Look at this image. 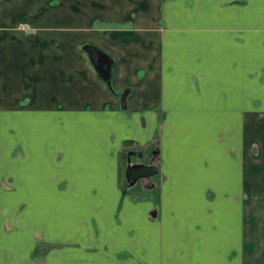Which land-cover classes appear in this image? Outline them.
<instances>
[{"label":"crops","instance_id":"obj_1","mask_svg":"<svg viewBox=\"0 0 264 264\" xmlns=\"http://www.w3.org/2000/svg\"><path fill=\"white\" fill-rule=\"evenodd\" d=\"M84 2L66 48L0 33V83L28 97L1 102L0 264H264V222L255 235L244 210L264 143V0ZM84 41L130 86L127 110ZM157 146L158 188L122 189L125 151Z\"/></svg>","mask_w":264,"mask_h":264},{"label":"rangeland","instance_id":"obj_2","mask_svg":"<svg viewBox=\"0 0 264 264\" xmlns=\"http://www.w3.org/2000/svg\"><path fill=\"white\" fill-rule=\"evenodd\" d=\"M84 1L85 0H80L79 5L75 7L74 9H72L70 7V0H0V33L1 35H6V36L14 35L20 44H23V41L29 42V41L35 40L38 42L40 39L45 38L49 40L47 45L51 48L61 46L59 36L61 37L64 36L62 48H66L65 47L66 44L69 42L72 43L75 39H77V36H78L76 33L74 34L75 38H72L71 35H69L68 32L72 31L73 29H74L73 31L76 32L77 30L76 28H78L77 24H71L69 19H73L78 14H82V16H86V8H85L86 2ZM165 1L166 0H162V2H165ZM154 3H155V0H146V4L148 6ZM61 17H64L63 19L65 18L66 19L60 23L59 19ZM23 22L30 26L29 30L22 29L21 23ZM112 26H120V25H112ZM87 44H92V43L84 41L83 43L77 44L76 46H78V49L80 50V52H82L83 54H86L83 47L84 45H87ZM0 50H3V49L0 48ZM113 64H114V61L112 60L111 78H112V71L114 68ZM96 75L103 82L102 84L106 85L110 93L118 99L120 109L123 111L127 110V96L130 92V86L126 85L118 91L114 89L112 85V80H110L111 86L109 87L105 83V81L99 77L97 72H96ZM81 85L82 86L86 85L90 87L92 86V83H81ZM26 86H27V83H0V111L4 107V105L1 104V102L6 100V98L8 97V92L14 93V95L18 98L16 100L17 101L16 105L18 104L20 105L26 102L28 98L25 95L27 93ZM82 89L84 90V87ZM51 92L53 93V91ZM121 98L123 99L122 102H121ZM0 124H1V121H0ZM255 125H256V128L258 127V125H260V127L264 126V111L256 112ZM0 127H2V125H0ZM4 130L6 129L4 128ZM140 149L145 151L144 148L140 147ZM252 149L255 152L254 190H253V194L251 195V201L249 202V204H246L247 208L244 207V210H245V217H246V210L248 209L250 213L251 212L253 213L250 207L253 208L255 215L254 214L250 215L249 219L251 220L253 225L256 226L255 228L253 227L255 230L254 234L258 235V232L261 231V228L259 227H262L259 225H261L264 222V165L262 163L264 159V143L257 136L255 138V141L252 143ZM132 150H136V149L133 148ZM142 155L144 156V153H142ZM136 160L138 161L143 160L146 162L147 158H137ZM1 162L3 163V165H6L5 159L2 160ZM154 163L156 164L158 168V173L160 174L158 155L156 156ZM3 165L2 167H0V178L2 179L1 181L2 184L4 186H8V183L6 181L7 177L5 175H7L9 171H7V168H5ZM159 178L160 177L155 178L153 181H150V182L148 181V179L150 178H146L141 181H138L136 183L138 186L137 188H141V187L142 189L149 188V186L153 183L152 189L150 187V190H155L158 188ZM122 189H125V190L132 189V187L128 188L125 178H124V183L122 182ZM153 199L157 201L159 199L158 195L154 194ZM50 202L51 201H43L42 207L43 208L50 207L51 205L56 203L55 208H59V203H62L64 201L59 200V201H52L51 203ZM82 203L83 205H85V201H82ZM21 221H22L21 211L20 209H18L14 215V222L17 225V224H20ZM246 221L247 223H249L248 217ZM9 224H10L9 226H12V221ZM35 236H37V234ZM258 245H259L260 251L257 256H264V246H262L261 244H258ZM218 252L222 254L221 250H218Z\"/></svg>","mask_w":264,"mask_h":264},{"label":"flooded vegetation","instance_id":"obj_3","mask_svg":"<svg viewBox=\"0 0 264 264\" xmlns=\"http://www.w3.org/2000/svg\"><path fill=\"white\" fill-rule=\"evenodd\" d=\"M142 153H144V156L142 155ZM158 153V148H152L150 149L148 152L142 150V149H136V150H132V149H128L127 151H125L124 153V156H125V161H126V166H125V181L128 185V188H131L135 185H137L136 183L138 181H141L143 179H146V178H151L153 176H155L157 173H158V168L156 166V164L154 163L155 161V158H156V155ZM136 156L137 158H147V161H143V160H137L136 162H133L132 161V157ZM134 164H140L142 165V167H135L136 170L137 169H144V170H149L150 171V174L148 175H140V176H135V173L137 172L135 170V172H132L133 175L132 177L130 178V180H128L126 178V169H128L129 167H134L133 165ZM134 182V183H133ZM133 183V184H131Z\"/></svg>","mask_w":264,"mask_h":264},{"label":"water","instance_id":"obj_4","mask_svg":"<svg viewBox=\"0 0 264 264\" xmlns=\"http://www.w3.org/2000/svg\"><path fill=\"white\" fill-rule=\"evenodd\" d=\"M83 48L99 77L104 80L105 83L110 87L112 70V58L110 57V55L91 44L84 45ZM122 100L123 99L121 98V102ZM133 166L134 168L142 167V165L140 164H134Z\"/></svg>","mask_w":264,"mask_h":264},{"label":"trees","instance_id":"obj_5","mask_svg":"<svg viewBox=\"0 0 264 264\" xmlns=\"http://www.w3.org/2000/svg\"><path fill=\"white\" fill-rule=\"evenodd\" d=\"M136 168L134 167H129L128 169H126V178L128 180H130V178L132 177L133 173L132 172H135ZM137 172L135 173V176H140V175H148L150 174V171L149 170H144V169H137L136 170Z\"/></svg>","mask_w":264,"mask_h":264},{"label":"built area","instance_id":"obj_6","mask_svg":"<svg viewBox=\"0 0 264 264\" xmlns=\"http://www.w3.org/2000/svg\"><path fill=\"white\" fill-rule=\"evenodd\" d=\"M21 27H22V29H24V30H29L30 29V26L28 25V24H26V23H21Z\"/></svg>","mask_w":264,"mask_h":264}]
</instances>
